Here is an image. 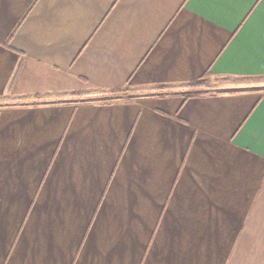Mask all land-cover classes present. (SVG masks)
Listing matches in <instances>:
<instances>
[{"label":"crops","instance_id":"crops-1","mask_svg":"<svg viewBox=\"0 0 264 264\" xmlns=\"http://www.w3.org/2000/svg\"><path fill=\"white\" fill-rule=\"evenodd\" d=\"M205 75L264 0H0V264H264V91Z\"/></svg>","mask_w":264,"mask_h":264},{"label":"rangeland","instance_id":"rangeland-1","mask_svg":"<svg viewBox=\"0 0 264 264\" xmlns=\"http://www.w3.org/2000/svg\"><path fill=\"white\" fill-rule=\"evenodd\" d=\"M204 84L198 86L197 89L207 90L208 92L225 90L227 88H236L241 89L244 86H255L260 90L264 91V77H255V78H225V77H215L212 75H205L203 77ZM187 93L191 91V87L185 88ZM109 95H116L111 93ZM108 95V96H109Z\"/></svg>","mask_w":264,"mask_h":264},{"label":"trees","instance_id":"trees-1","mask_svg":"<svg viewBox=\"0 0 264 264\" xmlns=\"http://www.w3.org/2000/svg\"><path fill=\"white\" fill-rule=\"evenodd\" d=\"M203 84H204V80L203 79H199V80L193 81L190 84L191 91L188 92L187 96L200 94L203 90L197 89V87L201 86Z\"/></svg>","mask_w":264,"mask_h":264},{"label":"snow or ice","instance_id":"snow-or-ice-1","mask_svg":"<svg viewBox=\"0 0 264 264\" xmlns=\"http://www.w3.org/2000/svg\"><path fill=\"white\" fill-rule=\"evenodd\" d=\"M207 3H215L216 0H206ZM261 134L264 135V128H261Z\"/></svg>","mask_w":264,"mask_h":264}]
</instances>
